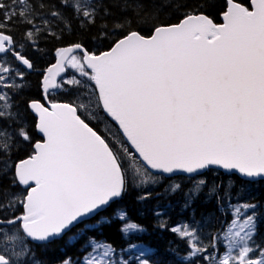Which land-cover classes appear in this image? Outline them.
<instances>
[{
    "label": "snow or ice",
    "instance_id": "obj_1",
    "mask_svg": "<svg viewBox=\"0 0 264 264\" xmlns=\"http://www.w3.org/2000/svg\"><path fill=\"white\" fill-rule=\"evenodd\" d=\"M45 6L43 0H0V54L29 70L33 62L16 50L9 25L26 26L25 41L38 49L44 28L35 21L49 25L39 12ZM61 7L81 28L95 29L97 45L107 46L57 48L42 86L45 93L74 87L76 100L47 106L29 100L24 112L14 99L23 84L10 83L13 69L0 63V264H40L25 259L30 249L23 241L65 236L87 237L91 251L83 264H130L131 255L116 260L113 245L89 233L111 227L125 237L143 232L113 205L129 190L147 200L173 174L203 175L212 166L226 179H193L186 190L180 183L165 187V195L180 194L181 207L193 216L160 227L186 245L181 264H264V241L257 242L264 203L250 191L264 181V0H225L220 23L202 10L205 4L189 0H62ZM165 13L177 22L152 23L145 35L140 25ZM69 67L86 79L58 81ZM16 76L23 80L24 72ZM29 112L42 134L35 143L24 123ZM92 119L104 124L103 132L90 126ZM25 143L31 153L13 160L14 148ZM18 205L22 213L9 218ZM198 205L208 209L199 220ZM213 220L219 227L205 244L201 230ZM128 249H135L136 264H150L142 258L148 249L134 243Z\"/></svg>",
    "mask_w": 264,
    "mask_h": 264
},
{
    "label": "trees",
    "instance_id": "obj_2",
    "mask_svg": "<svg viewBox=\"0 0 264 264\" xmlns=\"http://www.w3.org/2000/svg\"><path fill=\"white\" fill-rule=\"evenodd\" d=\"M7 2V0H6ZM40 0H37L39 3ZM46 6L42 9H39L40 16L43 19L49 21V25L45 27L42 24L41 19L38 17L35 21L36 25L44 28L42 34L37 36L36 44H38V49L35 45L28 46L25 44V48L30 51V59L34 64V68L38 70L37 72L30 74V84L27 90L22 91L18 95L20 102V111L24 112L26 102L29 100H37L41 96L40 91V80L43 74V70L47 68L54 60L53 53L57 48L67 47L73 43H83L91 51H102L106 49L107 42L104 46H99L95 41L92 40V36L95 34V29L89 32L86 29L80 27V19L73 18V13L71 11L65 10L61 7L62 0H43ZM190 4H205L206 7L202 10L206 11L207 14L214 19L215 22L220 23V12L222 11L225 0H189ZM55 5L56 7H52ZM150 10V9H149ZM51 11L61 12L62 18H53L51 16ZM172 23L177 22L174 18L170 17L168 14H162L158 18L149 20L145 24H141V30L145 35L150 34V26L152 23ZM26 31V26H22L16 23L9 25L8 34L12 35L17 41H21L24 38V33ZM24 41V40H23ZM26 41H24L25 43ZM31 44V42H30ZM26 51V50H24ZM51 101L56 99L59 102L70 103L66 98L57 95L49 96ZM30 119V134L33 136V141L38 139L33 123V117L29 113L26 114V119ZM31 153V148H30ZM27 154V150H13V159H21ZM204 179H207L209 182L215 180L220 182L223 179H226V174L221 172H215L207 170L202 175ZM11 179V176L5 179V183ZM166 181V180H165ZM258 186L256 189H252V194L254 200H257L261 203H264V182L257 183ZM184 189L188 188L187 185H183ZM16 192H19L20 187L14 189ZM161 187L153 190V194L159 193L158 197L154 199L159 200L161 197ZM152 194V195H153ZM152 197V196H150ZM139 200L137 199V192L134 190H129V192L119 201L118 204L113 205L114 208L121 207L126 210L129 220L131 222L138 223L142 228L143 232L140 235L136 236H123L119 231L118 227L105 228L101 233L90 232L89 235L93 236L95 239L110 243L115 248L116 252L125 249L129 243L141 242L145 245H148L152 252L148 256L149 261L152 264H181V258L186 255V251L181 252L180 247L184 246V243L176 238L169 230L162 229L157 222L154 221L153 209L156 205L154 199ZM153 200V201H152ZM170 202L177 203L181 200L179 193L169 197ZM21 211V210H20ZM9 214L18 215L21 213ZM208 209L204 206H197L196 209V219H200L202 213L207 212ZM176 208L171 211L169 214V221L167 222V229L174 224V214ZM119 225V227H121ZM219 225L214 221V228H218ZM260 226V231L262 230ZM75 232L76 229H73ZM71 233H69V236ZM87 237L84 239L75 238L69 240L68 236H65L63 240H56L52 243L47 244H32L30 251V260L33 261L35 257L36 261H39L40 264H61L62 259H70L73 264H83L81 258L85 255L87 251V244L85 243ZM174 247L175 252H181V258H175V252L172 250ZM132 264V262H130Z\"/></svg>",
    "mask_w": 264,
    "mask_h": 264
},
{
    "label": "rangeland",
    "instance_id": "obj_3",
    "mask_svg": "<svg viewBox=\"0 0 264 264\" xmlns=\"http://www.w3.org/2000/svg\"><path fill=\"white\" fill-rule=\"evenodd\" d=\"M25 41V40H24ZM25 44H28V45H30V42H25ZM73 75H75L78 79H82V80H84V79H86V78H83V77H80L79 76V74H78V72H76L75 70H73L72 68H67V73H66V75L61 79V83H62V81L64 80V79H67V78H70V77H72ZM12 77V76H11ZM11 77H9V82L11 83V82H13L14 81V79L13 78H11ZM15 82V81H14ZM89 83H91V82H89ZM92 87H94V85H92ZM51 95H53V96H57V95H60V96H62V97H64V98H66L70 103H72L73 101H75L76 100V97H77V95H78V93H77V90H76V88H74V87H69V86H67V85H63L62 84V86L61 87H59V88H57V90L55 91V92H53ZM97 121V120H96ZM101 127L104 129V124L103 123H101ZM18 146H21V147H23V144H21V145H18ZM201 178H204V177H201V176H199L198 178H196V180H198V179H201ZM192 182H193V180H188V179H183V178H177V179H174L173 181H168V182H166V181H164L163 182V180H162V182L160 183V185H158L159 187H161V197H160V199L159 200H157L156 201V199H154V197H158L159 196V193H155V194H153L152 195V197H150V199L152 198V199H154V201H156V205L154 206V209H153V216H154V221L155 222H157L158 224H159V226H160V223L161 222H164V223H166V225H167V222L169 221V214H170V212L172 211V210H174L176 207H177V210H176V212H175V214H174V225L173 226H177V225H179L181 222H191V219H192V216H193V211H192V209H188V210H185V209H183L182 207H181V203H179L178 205L176 204V203H172V202H170V200L168 199L169 198V196L170 195H165L164 194V189H165V187H167L168 185H170V184H173V183H180V184H188V186H190L191 184H192ZM158 186H156L154 189H156V188H158ZM258 186V184H256L255 185V187L254 188H252V189H256V187ZM252 189H250V191L252 192ZM137 192V191H136ZM20 195H21V197L23 196V195H25L24 193H23V191H20V192H18ZM142 194V193H141ZM252 198L254 199V196H253V194H252ZM153 201V200H152ZM178 206H179V208H180V212L178 211ZM22 206H20V205H18L17 207H16V209H15V211L14 212H16V211H18L19 210V208H21ZM186 211H187V214H186ZM181 212L183 213V215L184 216H182L181 215ZM189 212H190V214H189ZM13 213V211L12 210H9V212H8V215L9 214H12ZM157 213H160V215H157ZM10 218V217H9ZM197 220H199V219H197ZM214 221L215 220H213L212 222H211V224H207V225H205L203 228H202V230H201V238H202V240H203V242L205 243V244H207L208 242H209V236H210V234H212V233H215V231L217 230L216 228H214L213 229V227H214ZM127 222V221H126ZM123 226V225H122ZM121 226V227H122ZM172 226V227H173ZM260 226H262V230L260 231V233H259V235L257 236V242H260V241H264V224H261ZM163 229V228H162ZM21 235H22V233H21ZM177 238V237H176ZM23 243H24V245H26L29 249H30V251H31V245L27 242V240L25 239L24 241H23ZM138 246H143V245H141V244H137ZM144 247V246H143ZM145 248V247H144ZM220 248H221V250H223V245L221 244L220 245ZM125 249H127V251H124ZM123 251H120V252H116V255H115V259L116 260H119L120 258H121V256L124 258V259H128L129 258V256L131 255L132 256V259L130 260V262H132V264H136V260H135V255H136V251H135V249H128V247H126ZM147 249V248H146ZM180 249H181V252H184V251H186V245L184 244V246L183 247H180ZM17 250H19V249H17ZM173 251H174V247H173V249H172ZM91 251V247L90 246H88L87 245V251H86V253H85V255L81 258V260L80 261H82V263H83V259H84V257L87 255V253L88 252H90ZM175 252V251H174ZM180 252V253H181ZM176 254H175V258H181V256H180V253L178 252H175ZM143 258V257H142ZM25 259L26 260H30V252H29V254H28V256L27 257H25ZM143 259H145V258H143ZM149 260V259H148ZM181 260H182V258H181ZM150 264H152L151 262H150Z\"/></svg>",
    "mask_w": 264,
    "mask_h": 264
},
{
    "label": "flooded vegetation",
    "instance_id": "obj_4",
    "mask_svg": "<svg viewBox=\"0 0 264 264\" xmlns=\"http://www.w3.org/2000/svg\"><path fill=\"white\" fill-rule=\"evenodd\" d=\"M23 40H25V39L23 38ZM23 40L17 41L15 39V41L17 42L16 43V50L22 52L23 54H25V56L27 58H30V51L27 50V49H24L25 48V43H24ZM22 45H23V47H22ZM24 50H26V51H24ZM0 63H5V66L11 67L13 69V72L11 74V76H12L11 78L14 79V81H15L16 84H23V90L22 91L27 90V88L29 87V84H30V74H33V73H35V72L38 71V70H36L34 68L35 66L33 67V69H30L29 70V69H26L25 67H23L22 65H19V63L14 60V58L11 56V54H8L7 56H4L3 54H1L0 55ZM17 71H23L24 72V78H23V80H21L20 77L16 76V72ZM9 93L10 94H13V90H9ZM20 93H22V92H20ZM19 94H16L14 96V99H15V104H16V106H18L19 111H20V102H19V99H18V95ZM37 100L38 101H42V97L40 96V98L37 99ZM29 115H30V112H29ZM34 120H35V118L33 117V123H32L33 127H34ZM24 123L28 127V130L30 132V119L28 118V119L24 120ZM90 125L93 126L99 132H102L100 130V128H99V125H95L93 123H90ZM34 129H35V127H34ZM30 148L31 147L25 143V144H23V147L17 146L14 149H15V151L26 149L27 150V154L23 157V158H26V156L30 154ZM23 158H21V159H23Z\"/></svg>",
    "mask_w": 264,
    "mask_h": 264
},
{
    "label": "water",
    "instance_id": "obj_5",
    "mask_svg": "<svg viewBox=\"0 0 264 264\" xmlns=\"http://www.w3.org/2000/svg\"><path fill=\"white\" fill-rule=\"evenodd\" d=\"M220 22H222L221 21V19H220ZM68 47V46H67ZM54 56H55V61L51 64V65H53V64H55L56 63V50L54 51ZM51 65H49L46 69H45V71H44V73H43V76H42V78H41V81H40V83H41V86H40V88H41V91H42V96H43V99L45 100V105L47 106L48 105V101L45 99V96H47V94L49 93V92H51V91H54L56 88H50L48 91H47V93H45V91H44V88H43V86H42V81H43V78H44V74H45V72H46V70L51 66ZM24 67V66H23ZM55 71V70H54ZM65 74H66V71H64V72H61L60 73V75L58 76V77H56V79L59 81L62 77H64L65 76ZM57 103H59V102H57ZM33 116H34V114H32ZM35 117V116H34ZM113 124H114V122H113ZM37 132V131H36ZM37 134H38V136L42 139V134H40L39 132H37ZM211 170H216V171H219V172H222V173H224V170L223 169H219V168H216L215 166H212V168H210ZM206 170H204V172H205ZM178 175H181V176H186V177H193V176H196L197 174H192L191 176L189 175V174H186V173H176V174H173L172 176H178ZM171 176V177H172ZM22 188H23V186H21ZM22 210H23V208H22ZM30 242H32V243H35V244H43V243H47V242H39V241H32L30 238H27Z\"/></svg>",
    "mask_w": 264,
    "mask_h": 264
},
{
    "label": "bare ground",
    "instance_id": "obj_6",
    "mask_svg": "<svg viewBox=\"0 0 264 264\" xmlns=\"http://www.w3.org/2000/svg\"><path fill=\"white\" fill-rule=\"evenodd\" d=\"M24 35V34H23Z\"/></svg>",
    "mask_w": 264,
    "mask_h": 264
}]
</instances>
